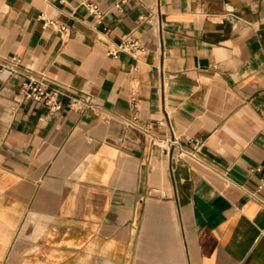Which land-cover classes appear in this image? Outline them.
<instances>
[{
  "label": "crops",
  "instance_id": "crops-1",
  "mask_svg": "<svg viewBox=\"0 0 264 264\" xmlns=\"http://www.w3.org/2000/svg\"><path fill=\"white\" fill-rule=\"evenodd\" d=\"M93 1L0 0V58L102 106L0 72V264H264V0ZM133 32L145 55H108ZM171 135L183 155L153 148Z\"/></svg>",
  "mask_w": 264,
  "mask_h": 264
},
{
  "label": "built area",
  "instance_id": "built-area-1",
  "mask_svg": "<svg viewBox=\"0 0 264 264\" xmlns=\"http://www.w3.org/2000/svg\"><path fill=\"white\" fill-rule=\"evenodd\" d=\"M126 0H117L115 3V9L122 13L124 11V4ZM89 12L97 19L101 20L104 14L96 2L93 0H84ZM45 27H53L63 35L68 34V30L65 26L59 22L43 18ZM147 49L141 39H139L133 32L126 36L122 42L112 50L108 52L109 56L117 58L121 53L130 54L133 57L145 55ZM136 67L134 68V70ZM7 71L12 75L26 78L21 88V96L26 100H31L48 108L52 112H61L64 109L78 112L82 115L91 111L95 115H99L102 108L101 104L91 94H80L70 86L61 84L56 80L49 78L44 74L34 75L32 70L25 66L22 57L16 55L8 58H0V72ZM133 108L134 114L132 117L123 116L122 122L128 129H133L141 134L147 135L149 130L153 128L151 124L140 125L138 118V103L136 100V94L133 92ZM161 125L163 122L160 123ZM153 148L159 149L163 154L173 152L178 156L185 153V150L181 146V140L178 136L171 135L166 138H159L157 136L151 137ZM202 143H197L192 151L191 155H196L202 148Z\"/></svg>",
  "mask_w": 264,
  "mask_h": 264
}]
</instances>
